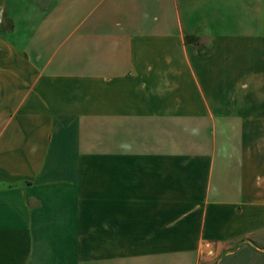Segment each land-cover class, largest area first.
Instances as JSON below:
<instances>
[{"label":"crops","instance_id":"0c3cea01","mask_svg":"<svg viewBox=\"0 0 264 264\" xmlns=\"http://www.w3.org/2000/svg\"><path fill=\"white\" fill-rule=\"evenodd\" d=\"M0 264H264V0H0Z\"/></svg>","mask_w":264,"mask_h":264}]
</instances>
